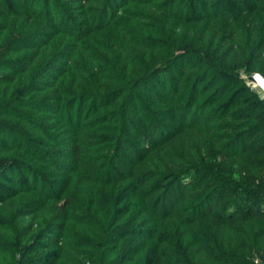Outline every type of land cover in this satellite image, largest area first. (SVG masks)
<instances>
[{"label": "trees", "instance_id": "obj_1", "mask_svg": "<svg viewBox=\"0 0 264 264\" xmlns=\"http://www.w3.org/2000/svg\"><path fill=\"white\" fill-rule=\"evenodd\" d=\"M264 0H0V264L264 260Z\"/></svg>", "mask_w": 264, "mask_h": 264}, {"label": "built area", "instance_id": "obj_2", "mask_svg": "<svg viewBox=\"0 0 264 264\" xmlns=\"http://www.w3.org/2000/svg\"><path fill=\"white\" fill-rule=\"evenodd\" d=\"M247 85L253 89L260 98L264 99V77L257 73H251L250 75L245 77ZM253 264H264V260L254 257Z\"/></svg>", "mask_w": 264, "mask_h": 264}, {"label": "rangeland", "instance_id": "obj_3", "mask_svg": "<svg viewBox=\"0 0 264 264\" xmlns=\"http://www.w3.org/2000/svg\"><path fill=\"white\" fill-rule=\"evenodd\" d=\"M240 75H241L243 78H245V77L247 76L246 73L243 72V71H240Z\"/></svg>", "mask_w": 264, "mask_h": 264}]
</instances>
